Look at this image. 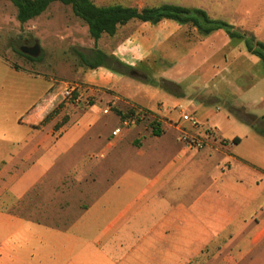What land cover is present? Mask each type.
Masks as SVG:
<instances>
[{
  "label": "rangeland",
  "instance_id": "rangeland-1",
  "mask_svg": "<svg viewBox=\"0 0 264 264\" xmlns=\"http://www.w3.org/2000/svg\"><path fill=\"white\" fill-rule=\"evenodd\" d=\"M219 1L222 2L218 6ZM178 2L191 6H205L215 17L224 18L231 11L232 13L239 11L249 14L254 25L257 16L264 23V0H230L228 3L230 9L226 11L224 0ZM16 13V8L8 0H0V55L11 66H15L16 70L25 73L23 106L26 107L41 91L42 81L51 85L45 97L38 103L42 110L36 109L38 106L35 105L20 117L19 122L27 124V117L40 111L43 112L42 119L29 124L41 130L40 136H52L57 139L60 130L63 134L67 133L63 142L50 150L56 156L49 157L41 168L43 175L40 182L43 185L30 188L18 207L4 205L9 212L24 216L28 220H43L39 230L41 233H48L44 230L48 229L52 231L49 233L71 235L72 241L68 245V250L64 253L60 252L61 242L57 241L56 256L41 254L36 257L37 263L216 264L219 262L236 242L224 239V233H213L223 226L221 213L225 211L231 217L230 212H235L236 219L246 218L264 203V177L258 176L264 172V135L256 132L251 126L253 122L260 129H264V68H261V64L248 71L256 80L250 88L234 90L230 95L218 96L215 99H205L208 97L206 95L208 90L204 93H195L194 89L197 84L203 85L205 80H208L205 68L196 70L195 74H190L188 78L184 77L182 82H179L176 76L177 70L173 68L179 56H183L185 50V54H188L192 42L196 40L190 28L184 32L182 36L184 40L178 39L186 43L182 44L183 42L180 41H177L176 45L170 43L168 47L158 52L165 62H161L160 58L152 59L150 63L138 66L132 74L139 82L135 84L133 90L131 88L133 97L138 101L145 95V86L148 84L154 97L164 99V101L160 99L154 101L155 110L151 111L123 97L115 101L107 95L100 97L88 94V91L81 87L79 78L85 67L80 66L78 54L91 58L90 53L93 48L89 44L82 49L72 47L73 43L70 40L74 37L85 44L92 40L87 26L73 14L70 6L53 2L43 13L24 24L17 21ZM83 25L85 32L82 29ZM73 26H76V29ZM35 41L39 44V53L33 58L34 61H28L18 54L21 47H31ZM215 44L220 45L221 40L215 39ZM198 53H200L196 55L198 58L203 55L202 52ZM213 54L216 53H211ZM187 65L194 64H186V67ZM172 68L173 72L168 73ZM235 69L237 70V66ZM188 72L190 73L191 69ZM248 81L249 77L243 80V84L246 86ZM64 82L80 85L78 91L66 100L56 96ZM21 87L20 83V90ZM169 94L174 96L169 99ZM93 104L99 107L82 118L80 115ZM19 107H21L20 98L17 108L0 111V127L9 131L11 135L19 132L20 135L28 136L27 130L17 129L10 122L13 113L21 110ZM133 107L141 109L145 116L131 123L133 115L127 113L130 110L135 111ZM161 108L163 114H159ZM103 109L107 113H103ZM182 113H194L198 122L197 127L192 129L188 123H185L179 124L176 129L174 123L178 122ZM124 122L128 125H124ZM152 122L159 125L158 128L162 131L160 136L152 135ZM88 123L90 124L87 125ZM115 129L120 130L117 137L112 135ZM183 132L202 137L205 144L202 149L208 143L216 141L227 154H232L244 162L233 164L234 169L229 176L231 180L253 190L255 196L249 206H241V201L237 199H213L212 202L215 201L218 205L210 202V195L216 196L221 193L219 191L217 193L215 189L214 183L219 182H214V178H218L222 173L223 166L220 160L223 157L210 152V157L203 159L202 155H208L207 148L198 150L199 152L189 149L185 151L184 144L180 141ZM233 137L240 138L241 142L231 143ZM112 139H115L114 144L108 146ZM177 158L185 163V176L191 175L190 186L186 185L184 190L179 191L181 197L178 201L165 197L166 200L156 206L154 213L144 214L149 183L167 163ZM200 194L201 223L202 226L210 228L209 235L212 237L211 239L202 237L199 241V247H202L201 255L194 257V252L199 248L196 242L188 245L186 240L183 254L178 240L170 237L159 240L157 235L149 233L153 227L150 215L159 218L177 205L185 212H192V199ZM33 201L37 205L35 209ZM86 211L88 212L80 218ZM137 218L143 225H134L133 222ZM209 219L212 221L209 222ZM74 224L76 226L71 228ZM233 227V224H230L227 228L224 227L223 232L233 231ZM172 234L168 233V235ZM176 246L179 250L174 249ZM161 247L169 248L173 254L170 259L173 261L165 263L162 260L158 252ZM216 247H220L218 250L221 255L210 256ZM235 264H264V243Z\"/></svg>",
  "mask_w": 264,
  "mask_h": 264
},
{
  "label": "crops",
  "instance_id": "crops-1",
  "mask_svg": "<svg viewBox=\"0 0 264 264\" xmlns=\"http://www.w3.org/2000/svg\"><path fill=\"white\" fill-rule=\"evenodd\" d=\"M178 1L90 0V2L97 7L121 6L142 9L156 8L162 5H175L191 9H201L209 18L227 22L235 28L250 32L254 35L256 40L264 42V23H262L259 16L256 17V23L254 25L252 17L249 14L247 15V13H240L239 11L232 13V11L229 10L231 13L229 12V14H226L228 16H225L224 18L215 17L210 14V11L205 6H191ZM221 2L222 1H219L217 5L219 6V3ZM229 2L230 0H224L223 2L225 5V11L230 9ZM234 18L236 20H234ZM73 28L76 29V26H73ZM82 29L85 32L84 25ZM188 29H190L188 25H180L175 21L167 19L161 20L156 24L130 20L125 25L119 26L113 36L102 34L96 42V47H94V42L91 38L92 42L88 41L85 44V42L79 41L73 37L70 40L73 43L71 45L72 47L82 49L85 45L89 44L93 48L90 53L91 57L93 56L94 49L100 50L108 57L113 58L126 68L132 70L131 74L121 75L104 66L97 67L94 70L85 68L81 72L79 78L81 79V87H84L88 91V94L94 96L97 95L101 97L107 95L110 96V99L115 101L123 97L124 99H128L132 101V103L146 107L151 111L155 110V105L153 104L154 101L159 99L164 101V99L154 97V93L150 89L151 86L145 84L147 86H145V98L142 96L141 100L138 101L136 97H133L134 93L133 91L131 92V88L133 90L135 84L139 82L136 81L132 74L135 73L138 66L143 65L144 63L148 64L152 59L158 60V58H160L161 62H165L162 60V57L158 55V52L168 47L170 43L176 45L177 41L184 40L182 36ZM191 31L196 36V40L192 42L190 46L192 50L190 49V52L187 51L189 52L188 54H185V50L183 56H179L180 58H178L173 67L177 70L176 76L179 78V82H182L184 77L188 78L189 75L196 72V70L201 69L202 67L205 68L208 80H205L203 85L197 84L194 89L195 93H204L206 92L205 90H208L209 92L206 94L208 97L205 98L207 100L210 98L215 99L222 95H230L234 90L248 89L256 83V80L251 77L248 71L253 69L254 66H258L259 61L256 57L246 53L240 43L229 39L221 30L205 37L199 36L192 28ZM215 39H220L221 44L216 45ZM184 43L186 42H183L182 44ZM198 52L203 53L199 58L196 56L200 54ZM211 53L216 54L211 55ZM218 56L220 59H218ZM190 63L194 65H187V68L186 64ZM235 66H237V70L235 69ZM173 68L169 70L168 73L173 72ZM190 69L191 72L189 73L188 70ZM24 75V72L14 69L9 62L0 55V111H6L8 109L12 110L15 109V107L17 108L20 98L21 107L19 108L21 110H16L17 112L13 113L10 122L15 125L17 129L24 128L29 134L28 136H24L20 135L18 132L16 135H11L9 131H5V129L0 127V264H40L37 263L36 259L39 255L44 254L45 256H56L55 249L57 241L61 242L60 252L62 253L68 250V245L72 241L70 234L49 233L52 231L44 229L45 227L42 228L47 230L48 233L39 232L43 220H28V218L26 219L24 216L9 212L7 210L8 208L5 209L9 204L10 206L18 207L23 200L24 194L30 188L34 189L38 185L39 187L43 185L40 182L43 175L41 168L46 164V160L49 157L56 156L51 153L53 147L58 143H62L65 135H67L66 132L63 134L60 130L57 139L52 136H40L41 130H38L33 125H29L34 121L39 122L40 119H42L43 112L40 113V111L28 116L26 119L27 124L19 122L22 115L32 109L35 105L36 107L38 106V103L43 97H45L46 92L51 86L48 82L42 81L43 84L40 87L41 91L32 102L24 107ZM164 77L166 78V76ZM248 77L249 81L245 86L243 80H246ZM37 79L43 80L42 78H36V80ZM20 83L22 84L21 90L19 89ZM169 96V99H171L174 95L169 94ZM40 107L41 106L39 105L36 109H40ZM96 107L99 106L93 104L91 107L84 110L80 116H82V118L87 116L88 113L95 110ZM102 112H104V109ZM159 114H163L162 108ZM190 117L198 124L194 117V113H191ZM6 122L9 123V121ZM114 140L115 139H112L108 143V146H112ZM238 140L239 144L241 139L238 138ZM206 148L208 155H202L203 159L209 158L210 154H218L223 157L220 160V163L223 166L221 168L222 173L218 178H214V182H219L214 183L216 186L215 189L217 190V193L219 191L222 194L220 193V195L216 196L214 194L210 195V202L218 205L215 201L212 202V200L220 198H225L227 200L237 199L241 201V206H249V204L253 202L255 196L253 190H249L242 184L231 180L229 176L234 169L233 164L244 162L232 154H227L225 149L217 144L216 141L208 143L204 149ZM41 150L42 153L39 154ZM184 150L188 151L185 147ZM100 156L102 157L103 155L101 154ZM33 159H36L35 162H32L34 161ZM188 160L189 158L187 161ZM184 166L185 163L182 160L179 161V158H177L176 160L167 163L158 174H156L154 180L149 183L146 191L147 201L143 211L144 214L154 213L156 211V206L163 203L167 197H171L174 201H178V198L181 197L179 191L184 190L185 186H190L191 183V180H189V176L191 175L189 174L187 177L185 176ZM258 176L264 177V172H261ZM184 178H186V180ZM201 203L202 197L200 194V196L198 195L192 199V212H185L179 205H177L170 212H166V214H163L159 218L155 215H150L149 217L153 220V224H151L153 227L149 233L157 235L159 240L166 239L167 237L178 240V245L183 249V254L186 240H188V245L196 242L199 247V241H201L202 237H204V239L212 238L211 235H209L211 234L210 228L202 226L201 223ZM33 207L34 209L37 208L34 201ZM87 212L88 211L83 213L80 218ZM234 213L235 212H230V217L225 211L222 212L221 219L223 221L221 224H223V226L218 228V231L214 230L213 232L217 234L224 233V239L236 241L231 250L225 253L224 257L216 264H235L249 256L261 243H264V203L246 218L243 217L236 219ZM156 218L157 220H155ZM138 220L139 219L137 218V220L133 222L134 225H143ZM211 221L212 220L209 219V222ZM230 224H233L234 226L233 231L223 232V230L225 231L224 227L227 228ZM75 226L76 224L71 226V228H74ZM168 233L173 234L168 235ZM148 240L152 241L151 239ZM161 248L162 249L158 252L162 257V260H164L165 263L173 261V259H170V256L173 254L170 252L169 248ZM201 248L202 247L197 248L194 252V257L201 255ZM219 248L216 247L215 251L210 256L217 254L221 255V252L219 253L220 250H218ZM174 249L179 250L178 246L174 247ZM235 259L237 260L235 261ZM176 261L178 262V258Z\"/></svg>",
  "mask_w": 264,
  "mask_h": 264
},
{
  "label": "trees",
  "instance_id": "trees-1",
  "mask_svg": "<svg viewBox=\"0 0 264 264\" xmlns=\"http://www.w3.org/2000/svg\"><path fill=\"white\" fill-rule=\"evenodd\" d=\"M8 1L16 8V19L20 24H24L39 16L53 2H59L62 5L70 6L73 14L87 26L89 36L94 42V47H96V42L102 34L113 36L119 26L125 25L130 20L149 22L151 24H156L164 19L172 20L180 25H188L202 37L221 30L229 39L240 43L246 53L256 57L259 61V65L261 64V68H264V42L256 40L254 35L250 32L235 28L227 22L209 18L201 9H191L175 5H162L156 8L142 9L121 6L97 7L92 4L90 0ZM18 54L28 61L35 60L21 52H18ZM78 57L81 62L80 66H84L90 70L104 66L121 75L132 73L131 69L126 68L118 61L108 57L100 50L94 49L91 58H87L83 54H78ZM12 67L17 69L15 66ZM149 82L150 81H148V83ZM127 114H133V112L130 110ZM155 125H157V127H155ZM151 126L153 136H160L162 134V131L158 128V124L152 122ZM251 126L256 132L264 135V129H260L253 122ZM238 142V138L232 139L233 144H238Z\"/></svg>",
  "mask_w": 264,
  "mask_h": 264
},
{
  "label": "built area",
  "instance_id": "built-area-1",
  "mask_svg": "<svg viewBox=\"0 0 264 264\" xmlns=\"http://www.w3.org/2000/svg\"><path fill=\"white\" fill-rule=\"evenodd\" d=\"M78 89H79V86L77 84L64 82L62 83V88L60 92L56 96L61 97V99L63 100L70 99L73 93L77 91ZM133 108H134L133 110L135 111H133L131 123H134V121H137V120H141L145 116L144 112L141 109H136L135 107ZM103 113H107V111L104 110ZM185 123H188L190 125V128L192 129L197 127L196 121L190 117V114H186V113H182L180 115L178 122L174 123V126L176 127V129H178L179 124H185ZM124 125H128V123L124 122ZM119 133H120V130L115 129L112 135L113 137H117ZM180 141H182L184 144V147L189 150L198 151V150H201L205 145L204 141L202 140V137L197 136V135L195 136L192 134H188L186 132H183V136L180 137Z\"/></svg>",
  "mask_w": 264,
  "mask_h": 264
},
{
  "label": "water",
  "instance_id": "water-1",
  "mask_svg": "<svg viewBox=\"0 0 264 264\" xmlns=\"http://www.w3.org/2000/svg\"><path fill=\"white\" fill-rule=\"evenodd\" d=\"M20 52L28 57L35 58L39 53V44L35 41L31 47L23 46L20 48Z\"/></svg>",
  "mask_w": 264,
  "mask_h": 264
}]
</instances>
